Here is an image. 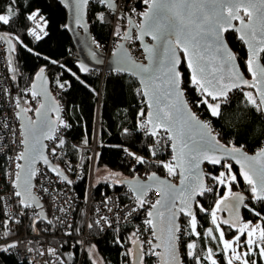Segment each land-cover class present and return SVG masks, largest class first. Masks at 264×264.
Instances as JSON below:
<instances>
[{
	"label": "snow or ice",
	"instance_id": "6c2138e0",
	"mask_svg": "<svg viewBox=\"0 0 264 264\" xmlns=\"http://www.w3.org/2000/svg\"><path fill=\"white\" fill-rule=\"evenodd\" d=\"M14 2L15 0H13ZM97 2L105 5L109 10L116 8L114 0H97ZM87 3L88 0H76L75 2L78 24L82 18L83 7ZM144 3L148 5V10L142 13L143 22L135 25V27L139 31L141 41L145 36H151L152 40L156 41L154 46L145 45L149 64H139L131 58L129 53L121 50L113 54L116 57V70L118 72H132L133 75L139 77L143 91L138 89V94L148 98V108L150 109L146 122L141 127L147 131L151 126L149 134L152 136H157L159 129H164L169 133L168 139L171 141L170 146L174 152L175 167L170 163H164L163 166L171 175H175L176 168H179L182 179L179 188L158 180L155 173L149 178L153 183L141 184L137 182L132 185V182H128L131 190L137 194L135 201L140 208L144 207L145 195L154 186L158 185L157 190L164 193L159 200L151 204L152 210L147 212L150 219L145 221L159 242L152 243L150 241L149 251L147 253L138 251V257L140 264H142L145 254L158 257L160 264H181L176 247L178 240L176 234L179 231L178 214H186L190 217L191 223L188 234L198 235L195 233L196 218L192 211L193 204L198 202L194 198L212 190L204 184L201 163L205 160L213 164L219 163L220 160L216 155H210L217 152L223 156L232 157L237 163H241V160L245 161L246 163L241 164L242 169H245L242 174L251 186L252 198L264 202V151L252 157L247 156L239 147L227 148L220 145L216 137L212 135L209 126L202 123L191 112L181 99L180 78L176 70L177 49L182 48L185 53L189 54L188 67L192 69L191 79L194 85L201 90L202 95L215 101L224 98L231 89L239 88L243 84L260 92L261 105H264V66H260L258 63V54L264 52V0H144ZM177 9H184V13L182 14ZM13 14L12 8L9 7L7 14H0V23L9 24ZM28 19L34 21L36 17L30 15ZM98 19L101 22L104 21L102 13L98 15ZM233 21H239V25H234ZM228 30L239 33L238 39L248 46L251 58L247 61V66L253 78L251 83L243 79L236 70L235 57L229 50L224 36ZM31 35L37 40L41 39V35H38L35 30ZM116 35L119 36L120 33L117 32ZM125 38H129L128 34H125ZM6 42L11 44L10 40H6ZM19 43L27 48L23 42ZM96 46L99 47V44L97 43ZM120 47L122 48V46ZM27 50L33 51L31 48H27ZM37 55L39 54L37 53ZM91 55L95 57L96 53L92 51ZM52 63H56V61H52ZM79 67L83 72L89 70L83 63ZM42 71L43 69H41ZM73 75L76 74L73 73ZM76 78L79 80L78 76ZM37 79H42V77L38 76ZM60 87L64 88L65 85L61 83ZM37 94L36 91L31 92L33 97ZM247 96L249 102L255 105L256 100L252 93H248ZM204 103L210 109L211 115H221L219 103L210 104L207 99ZM17 104L19 106V99ZM44 107L45 105L41 104V108ZM27 111L29 109L20 107L19 115L22 120L28 119L24 115ZM49 111L58 113L56 121L49 118L47 111L43 113L37 111L38 121H29L27 125L22 124L24 132L22 143L25 148L18 154L17 160L24 161V163H17L16 165L19 169L15 174L18 190L14 194L20 198L18 203L26 209L34 205L40 206L32 193L31 181L37 172L34 165L38 160H43L44 164L51 167L50 161L44 154L47 146L43 141L57 139L53 133L58 130L60 125L65 128L70 127L60 119L58 106L53 105ZM139 115L144 116V112L141 111ZM59 144H64L63 139H59ZM129 154L138 163L145 162L143 157L135 156L134 153ZM53 155H55V149H53ZM153 155H155L154 152ZM52 171L56 172L57 176L63 177L67 183H72L58 168L52 167ZM22 175L24 180L21 184ZM224 175L221 172L220 178L214 177L218 184H225ZM252 177H255V180ZM230 180L235 181L236 177L233 175ZM43 190L47 191V189ZM229 192H231L230 187ZM244 200L242 195L236 194L230 198L224 197L216 203V209L219 210L223 205V210L228 212L229 218L223 220V224L228 225L229 228H235L238 233L234 238L236 246L231 248L232 258L227 261V264H233V258L237 264H250V261L251 264H255L252 257L257 255L264 258V227H250L248 223L240 226L239 210L241 207L248 208ZM177 201H179V206ZM59 210L64 211L63 208ZM136 210L134 208L131 211ZM199 210L208 212V209L203 206H199ZM249 211L258 217L261 215L255 209L249 208ZM210 215L213 224L219 230L217 211H211ZM101 219L107 223L106 217H101ZM95 223L99 225L100 220ZM91 226L89 225V227ZM207 232L212 239L223 242L222 251L229 249L230 242L224 239L223 230H219L218 237L212 236V228L208 229ZM254 233H256L255 237ZM241 236H245L247 251L238 254L237 247ZM13 246H4L0 250L7 251L9 247ZM139 247L138 245V249ZM187 247L189 249L188 255L194 258V264H201V259L210 260L211 264H217L216 259L213 258L212 249H208V255L201 258L193 252L194 244L189 243ZM158 249H163V251H157ZM49 251L54 254L55 250L50 249Z\"/></svg>",
	"mask_w": 264,
	"mask_h": 264
},
{
	"label": "trees",
	"instance_id": "16d2710c",
	"mask_svg": "<svg viewBox=\"0 0 264 264\" xmlns=\"http://www.w3.org/2000/svg\"><path fill=\"white\" fill-rule=\"evenodd\" d=\"M9 7L12 8L14 14L10 18L9 24L0 23V33L7 35L14 46L15 73H12L14 83L18 86H30L34 75L40 69L49 71L52 93H55L54 89L63 83L65 87L62 91L61 101L66 103L65 115L70 125L67 133L71 138L80 139L82 142L90 141L98 106L96 93L101 86L103 94L99 103L100 119L109 129V132L102 130L100 134L97 166L122 172L123 177L138 176L143 172H157L166 176L167 172L161 165L139 163L138 166L133 167L123 154L124 147H130L146 157L163 158L165 148L162 145L168 141V135L164 131L159 130L157 136H152L149 134L150 132L142 130L140 119L143 116H140L139 113L143 111L145 116L147 105L143 95L138 94L137 90H141V88L137 80L129 74L115 71L104 72V74L98 70L81 72L76 64V48L70 33L64 27L67 20L66 9L57 0H15L14 3L13 0H0V14H7ZM30 15L35 16L36 19L34 21L28 19ZM87 17L95 44H101L107 40L110 35L111 20L104 17V21L101 22L98 19V14L93 16L88 14ZM38 21L43 26L42 32L39 29L40 23ZM33 30L41 35V39L37 40L31 35ZM225 35L241 68L248 77H251L246 70L247 52L243 42L238 39L235 31H226ZM18 41L23 42V45L33 51L29 52ZM262 60L264 61V52L262 53ZM52 61H56V63H52ZM179 70L182 87L190 107L198 116L209 123L213 133L221 142L230 146L243 147L248 152H254L264 145V114L258 100L255 99L256 104L253 105L246 95V90L254 92L253 88L236 89L230 92L226 98L218 100L221 105V115L213 116L203 98L210 102L213 100L202 95L201 90L192 83L184 59H182ZM73 73L76 75L74 76ZM77 76L79 80L76 78ZM35 108L34 105V110ZM77 153L78 151L73 150L72 156L75 158ZM225 162L230 163L236 172L233 190L238 188L239 192L247 197L245 204L248 205V208H242V221L260 220L261 227H264V202L252 198L251 186L241 176L237 167L229 161ZM224 163L218 166L205 164L207 187L212 190L205 192L202 196L199 195L196 201L198 203H195V233L198 235L188 234L191 223L190 217L184 215L180 217L181 227H184L188 236V244L193 242L192 244L195 245L193 252L201 258L207 256V250L212 243L208 240L205 230L214 225L210 212L219 196L224 192V186L219 187L217 179H214V177L217 178L219 170L224 167ZM88 171L87 168L83 178L75 185L78 203L72 235H79L85 230L86 208L84 202ZM119 179L120 177H117L113 184L108 181L95 182L93 185L94 197L103 199L109 191L126 187ZM199 206L208 209V212L200 211ZM249 208L255 209L261 215L256 216L249 211ZM217 217L226 237H231L237 232L221 223L218 209ZM94 223L95 221L91 217L89 225L93 226V231H91L93 238L87 247L91 244L94 245L102 259V264H131L135 226L123 225L105 234H99L96 232ZM217 234L219 236L218 231ZM57 245L65 257L63 264H77L79 253L76 240L73 244L70 240H61L58 241ZM221 249L213 252V258L216 259L217 264H227L226 256ZM88 252L87 250L82 264H95ZM180 252L183 264H194L192 256L187 254L183 256L181 249ZM10 260L12 261L11 258ZM258 263L263 264L260 258H258ZM142 264H157V257L144 255ZM201 264H211V261L201 259Z\"/></svg>",
	"mask_w": 264,
	"mask_h": 264
},
{
	"label": "built area",
	"instance_id": "2783aa9c",
	"mask_svg": "<svg viewBox=\"0 0 264 264\" xmlns=\"http://www.w3.org/2000/svg\"><path fill=\"white\" fill-rule=\"evenodd\" d=\"M114 3L116 5L114 10H109L97 0H91L87 5V15L93 16L102 13L104 17L111 20L110 35L107 40L99 44L98 48L107 59L125 38L127 30L130 29L131 36L126 40L127 48L137 61H145L146 55L139 43L135 25L141 23L142 13L148 10V5L144 3V0H114ZM128 19L133 22L132 25L128 24ZM117 32L120 33L119 36L116 35ZM61 89L64 88L56 87L53 95L60 105V119L69 125L64 112L66 103L61 101L63 95ZM102 94L100 86L96 93L98 106L89 142L71 138L67 133L68 128L63 125H60L53 135L57 139L46 142L48 160L66 172L68 177L71 171L73 174L83 176L86 164L90 171H88V177L92 178V172L97 165L100 134L102 130L109 132L100 119L99 103ZM18 99L30 109L34 97L31 95L30 86L14 84L8 46L0 38V249L4 246L14 245L7 251L0 250V264H8V259L11 257L29 264H61L64 259L57 245L60 239L70 240L72 244L74 240L77 241L79 253L77 264H82L87 244L93 238L91 232L93 226L89 227V224L86 223L83 233L72 235L78 203V193L71 185L72 183H66L57 176L49 165L39 163L35 167L37 172L33 181V193L39 199L40 206L23 208L18 203L19 198L14 194L17 191L15 174L19 170L16 165L20 163L17 156L22 152L24 135L18 114ZM29 112L32 114L33 108ZM146 119L147 115L141 117L140 124L145 123ZM142 130L146 131L143 128ZM59 139H63L66 144L60 145ZM163 146L165 147L163 158L146 157L130 147H124L123 154L133 167L138 166L139 163L129 153L143 157L144 163H155L162 166L164 163H170L175 167L170 142L163 143ZM53 149H55V155H53ZM73 150L78 151L75 158L72 156ZM148 175L149 172H143L138 176L145 179ZM167 176L174 182L178 180L177 170L175 175H171L167 171ZM43 189H47V191ZM93 190L90 182L86 187L84 203L87 219L90 220L93 217L95 222L100 220L99 225L94 223L96 232L105 234L121 225H134L136 228L134 238L139 242L141 251L147 253L149 242L153 241V234L145 221L149 219L147 212L151 210V204L158 200L159 190L153 188L145 195L143 208H140L135 201V193L127 187L111 190L103 199L95 198ZM61 208L64 211H60ZM134 208L137 210L131 211ZM4 214L17 223L11 225L8 221L3 220ZM101 217H106L107 223ZM20 229H23L24 232H20ZM178 242L183 256L188 255V236L184 227H181L179 231ZM50 249L55 250L54 254L49 251Z\"/></svg>",
	"mask_w": 264,
	"mask_h": 264
},
{
	"label": "water",
	"instance_id": "95a60500",
	"mask_svg": "<svg viewBox=\"0 0 264 264\" xmlns=\"http://www.w3.org/2000/svg\"><path fill=\"white\" fill-rule=\"evenodd\" d=\"M58 2H60L63 7L66 9V12H67V20H66V29L68 30V32L70 33L71 35V38H72V41L74 43V46L76 48V64H77V67L80 69V64L83 63L85 64L87 67H88V71H91V70H98V71H105V72H111V71H115V72H118L116 70L117 68V65L115 63V60H116V57L113 55L114 53H118L120 52L121 50L122 51H126L127 53L130 54L131 58L139 63V64H143V65H148L149 64V59H148V54L146 53L145 51V45H149V46H154L156 44V41H153L151 36H145L143 38V41H141V39L139 38V31L137 29V34H138V39H139V42H140V45H141V48L143 49L145 55H146V60L143 61V62H140V61H137L134 56L132 55V53L128 50L127 48V45H126V40L128 38H124L119 44L118 46L115 48V50L113 51V53L107 58V60H105V56L104 54L100 51V49L96 46L95 42H94V39H93V36H92V33H91V30H90V26H89V20H88V17H87V4L83 7V10L81 12V20H80V23L78 24L77 23V13H76V8H75V2L76 0H57ZM89 1V0H88ZM177 11L181 12L182 14L184 13V9H177ZM241 15H243V12H241ZM245 19H247V17H245ZM144 20V17L142 18L141 20V23L143 22ZM133 23V22H132ZM233 24L238 26L239 25V21H233ZM228 31H233V30H228ZM226 33V32H225ZM224 33V36H225V40L227 42V46L229 48V50L233 53L234 57H235V64H236V70L240 73V75L243 77V79H246L248 80L250 83L252 82V77H248L247 74L244 72V70L241 68L237 58H236V55H235V52L233 51V49L231 48V46L229 45L227 39H226V35ZM128 34V37L131 36V33L130 31L127 32ZM236 35L237 37L239 36V33L236 32ZM0 37H2L3 41L7 44L8 46V53H9V57H10V63H11V68L13 70V73H15V66H14V46L11 42V44H9L8 42H6V40H10V38L3 34V33H0ZM11 41V40H10ZM244 44V43H243ZM122 46V48L120 47ZM245 48H246V52H247V59H246V70H247V73L249 75L250 72L248 71V66H247V61L251 58V53L248 49V46L246 44H244ZM91 49V51H90ZM94 51L96 53V56L93 57L91 55V52ZM262 53H259L258 54V63L260 66H264V61L262 60ZM177 58H178V63H177V66H176V70L177 72L179 73V78H180V89H181V92H182V97L181 99L186 103L187 107L191 110V112L197 117V119H199L202 123H205L209 126V128L211 129L209 123H207L203 118H201L200 116H198L194 111L193 109L190 107L187 99H186V96H185V93H184V90H183V87H182V82H181V74H180V70H179V66L182 62V59H184L185 61V64L189 70V73H190V79H191V73H192V69H190L188 67V59H189V54L188 53H185L184 50L182 48H178L177 49ZM81 71V70H80ZM87 71V72H88ZM83 72V71H81ZM83 73H86V72H83ZM119 73H126V74H129L131 75L133 78H135L138 82V84L140 85V88L141 90L143 91V85L140 83V79L138 76H135L133 75L132 72H123V71H120ZM40 76L42 77V79H37V77ZM225 76H227V73H225ZM192 81V79H191ZM193 83V82H192ZM31 90L32 91H36L38 94L35 96L36 98L39 99V104L36 106L33 114H31L29 111H27L24 115L28 118L27 120H22L20 115H19V119H20V123H21V127H22V124L24 125H27L29 121H32V122H36L39 120V117L37 116V111H40V112H45L47 111L48 113V116L51 120L53 121H56L57 119V115L58 113L56 111H49V109L53 106V105H56L58 106L59 108V116L61 115V112H60V105L58 103V101L55 99L52 91H51V85H50V78H49V71L48 70H45L43 69V71L41 72V69L38 70L36 72V74L34 75L32 81H31ZM35 86V87H33ZM245 87H249V86H246V85H243L241 84V86L239 88H245ZM239 88H233L231 89L227 95L224 97L226 98L230 92L236 90V89H239ZM254 90V93L256 95V98L258 100V103L261 107V110L264 114V105H261V99H260V92L256 91L255 89ZM46 94V95H45ZM205 96V95H204ZM47 97V98H46ZM144 97V96H143ZM207 97V96H206ZM210 98V97H209ZM224 98H219L215 101H218V100H221V99H224ZM211 99V98H210ZM144 100L147 104V114L148 112L150 111V109L148 108V98L147 97H144ZM212 100V99H211ZM41 104L45 105L44 108H41ZM24 107V108H27L26 106H24L22 104V102L19 100V106H18V114L20 113V107ZM146 114V115H147ZM56 116V117H55ZM160 131H164L166 132L164 129H159ZM158 130V131H159ZM22 131H23V128H22ZM150 131H151V126H150ZM211 132H212V135H214L217 139V141L219 142L220 145L224 146V147H227V148H232V147H239V146H230L228 144H225L223 142H221L217 136L213 133L212 129H211ZM24 133V132H23ZM167 133V132H166ZM167 135L169 136V133H167ZM45 141H43V143L45 144ZM24 148L25 146L23 147V151H24ZM247 156H252V157H255L257 156L261 151H264V145L259 148L258 150L254 151V152H248L246 151L243 147H239ZM172 150V148H171ZM44 154H45V151H44ZM172 154L174 156V152L172 150ZM210 155H216L220 162L219 163H216V164H213V163H210L208 160H205L201 163V169H202V172H203V176H204V184L205 186H207V182H206V172H205V164H208V165H211V166H218L222 163H224L225 161H229L231 162L234 166L237 167L239 173L241 174V176L244 178L243 176V172L245 171V169H242L241 167V164L242 163H246L245 161L241 160V163H237L235 159H233L232 157L230 156H223L221 153L217 152L215 154H210ZM43 160H38L36 162V164L38 162H42ZM174 161V160H173ZM24 161H20V164H23ZM35 164V165H36ZM51 164V168L52 167H56L58 168L59 170H61L59 167H57L54 163L50 162ZM174 164H175V161H174ZM34 165V167H35ZM62 171V170H61ZM177 171H178V181L177 182H174L172 181L167 175L166 176H163V175H160L159 173L157 172H151L149 173L148 177L143 179L139 176H133V177H120V182L126 186L127 188H129L131 190V187H130V184L128 182H132V185H135L137 182L138 183H141V184H148V183H153V181H151L149 178L152 176L153 173H155L156 177L158 178V180L160 181H165L167 182L168 184H171V185H174L176 188H179L181 187V175H180V169L177 168ZM64 175H66V173L64 171H62ZM251 175V174H250ZM67 176V175H66ZM68 177V176H67ZM69 178V177H68ZM254 180H255V177H252ZM23 180H24V176L22 175L21 177V181L20 183L22 184L23 183ZM32 185H33V178H32V181H31ZM154 188H158V185L154 186ZM132 191V190H131ZM134 192V191H133ZM160 195H159V199L164 195V193L162 191H160ZM33 193V192H32ZM135 193V192H134ZM236 194H239V195H242L245 200H244V203L246 202L247 200V197L245 196V194H243L242 192H235L233 194H231L230 196H228L229 198L232 196V195H236ZM34 195V193H33ZM135 195H137L135 193ZM35 196V195H34ZM199 195H197L194 199L195 201H197V198H198ZM36 197V196H35ZM37 198V197H36ZM158 199V200H159ZM38 200V198H37ZM39 202V200H38ZM40 203V202H39ZM225 203H227V201H225ZM177 205L179 206V201H177ZM242 208H240L239 210V217H240V221L242 222ZM152 210V209H151ZM192 211L194 212L195 211V203L193 204L192 206ZM187 212V210H186ZM223 213H225L223 215ZM181 215H184V216H187L186 214H178V217H177V224L179 226V229H180V225H181V221H180V217ZM218 215H219V218H220V221L221 223L223 224V220L225 219H228L229 218V215H228V212L223 210V205L221 206V208L218 210ZM189 217V216H187ZM225 226H228L226 224H223ZM162 227V225H161ZM234 230H236L235 228H233ZM178 236V232L176 234ZM153 239L154 241L152 243H158L159 241H157L155 239V237L153 236ZM138 245L140 246L139 242L137 240H135L132 244V259H131V264H140L139 262V257H138V251H141V248L139 247L138 249ZM176 247H177V256L178 258L180 259L181 261V264H183V260H182V257H181V252H180V248H179V243H178V240L176 242ZM157 251H163V249H158ZM157 264H160V261L157 257Z\"/></svg>",
	"mask_w": 264,
	"mask_h": 264
},
{
	"label": "rangeland",
	"instance_id": "374dc122",
	"mask_svg": "<svg viewBox=\"0 0 264 264\" xmlns=\"http://www.w3.org/2000/svg\"><path fill=\"white\" fill-rule=\"evenodd\" d=\"M2 14H6V13H2ZM38 22L40 23L39 24L40 25L39 29L42 32L43 31V26L41 25L40 21H38ZM14 84L16 86H18L16 83H14ZM250 92L252 93L253 98L257 99L255 93L253 91H251V90H246V95L248 93H250ZM203 99L205 100L206 98H203ZM37 103H38V99L34 97V99L32 100V104H31L32 106L30 108V109L33 108V112H34V105L36 107ZM208 103H210V104L219 103L220 104V101H212V102L208 101ZM33 112H32V114H33ZM140 164H142V163H140ZM162 168L164 169V171H166V168H164V166H162ZM86 171H87V165L85 164V173H86ZM221 172H223L225 174L224 177H223V179L225 180V184H219V187L224 186V192L219 196V199L217 200V202L219 200H221L222 198L228 197L232 193L239 191L238 188L233 190V181L230 180L231 176L234 175L236 177V172H235L234 168L231 166V164L228 163V162H225L224 163V167H222L219 170L217 178H220V173ZM123 175L124 174L122 172L115 171L113 169H110V168H107V167H104V166L98 167L97 165L94 167V170L92 172L93 183H95V182L99 183L100 181H108V182L113 184V183H115L117 177H122ZM229 187L231 188V192H229ZM212 211H217L216 204H215V206H214ZM217 223L220 224V222L218 220V217H217ZM244 223H248L250 225V227L261 226L260 220H257V221H242L240 226H243ZM211 228L213 229L212 236H217L218 235L217 231L219 233V230H223L221 224H220V229L219 230L216 229L215 225H213ZM208 229H210V228H208ZM208 229L205 230V234L207 235L208 240L210 242H212L210 244L209 249H212L213 252L220 250V248H222V246H223V242L218 240V239H212L211 236L208 235V232H207ZM236 235H238L237 232L231 237H226L224 235V239L228 240L230 242L229 249L227 251H223L224 255L226 256L227 261L230 258H232L231 257V248L236 246L235 242H234V238H235ZM253 235L255 237L256 233H254ZM134 240H135V238H134ZM89 246L87 247V250L89 251L88 253L92 257L94 263L95 264H102V259H101L100 255L97 253L94 245L91 244ZM245 251H247V248L245 247V236H241L240 241H239V246L237 247V253L239 254V253H242V252H245ZM207 255H208V252H207ZM252 258H254L253 260L255 261V264H259L258 263V258H260L262 260L263 264H264V258H262V257H260L258 255L255 256V257H252ZM233 264H237V262L234 260V258H233ZM250 264H251V261H250Z\"/></svg>",
	"mask_w": 264,
	"mask_h": 264
},
{
	"label": "bare ground",
	"instance_id": "6f19581e",
	"mask_svg": "<svg viewBox=\"0 0 264 264\" xmlns=\"http://www.w3.org/2000/svg\"><path fill=\"white\" fill-rule=\"evenodd\" d=\"M89 1H91V0H89ZM89 1H88V3H89ZM88 3H87V5H88ZM143 18V17H142ZM142 20V19H141ZM127 22H128V24H133L132 23V21L130 20V19H128L127 20ZM128 31H130V29H128L127 30V32ZM127 32H126V34H127ZM131 33V32H130ZM138 35V34H137ZM130 38V37H129ZM128 38V39H129ZM127 39V40H128ZM139 40V39H138ZM140 43V42H139ZM105 60H107V59H105ZM146 60V59H145ZM101 72H105V71H101ZM11 73H13V70H12V68H11ZM14 74V73H13ZM31 87V86H30ZM61 91H63V89H61ZM31 92H32V90H31ZM206 97V96H205ZM39 104V103H38ZM147 105V104H146ZM28 109V108H27ZM64 112H66V107H65V110H64ZM56 117V116H55ZM68 122H69V120H68ZM21 124V123H20ZM68 130H69V128H68ZM67 130V131H68ZM147 132H150V126H149V130L147 131ZM55 133V132H54ZM54 133H53V135H54ZM23 138H24V135H23ZM168 141L170 142V145H171V141L168 139ZM46 142H47V140L45 141V145H46ZM66 144V142L64 143V145ZM63 145V146H64ZM23 147H24V144H22V151H23ZM162 147H164L163 145H162ZM165 148V147H164ZM170 148H171V146H170ZM171 152H172V150H171ZM164 153H165V150H164ZM142 154V153H141ZM45 156H46V148H45ZM47 157V156H46ZM98 157V156H97ZM39 163H43L44 164V162L42 161V162H38L36 165H38ZM36 165H35V167H36ZM62 170V169H61ZM176 170H177V168H176ZM19 171V170H18ZM63 171V170H62ZM66 173V172H65ZM71 173V174H70ZM69 173V179L72 181V186H74V188H75V185L78 183V181L79 180H81L82 178H83V176H80V175H76V174H73L72 173V171ZM177 174H178V171H177ZM66 175H67V173H66ZM68 176V175H67ZM60 178H62L63 179V177H61V176H59ZM64 180V179H63ZM33 181H34V176H33ZM66 182V181H65ZM91 182V184H92V187H93V185H94V183H93V179L91 178H89L88 177V180H87V184H89ZM67 183V182H66ZM207 187V186H206ZM76 189V188H75ZM18 190V189H17ZM76 191H77V189H76ZM32 192H33V188H32ZM159 195H160V193H159ZM20 199V198H19ZM86 199V198H85ZM158 199H159V197H158ZM39 200V199H38ZM35 206V205H34ZM2 219L3 220H6V221H8V223L9 224H11V225H14L15 224V222L16 221H13L12 219H9V217L6 215V214H4L3 215V217H2ZM150 219V218H149ZM86 223L87 224H89V219H87V212H86ZM121 226H123V225H121ZM180 228H181V225H180ZM32 229V228H31ZM73 229V228H72ZM33 230V229H32ZM152 230V229H151ZM180 230V229H179ZM20 232H24V230L23 229H20ZM178 234H179V231H178ZM61 240H64V239H60L59 241H61ZM153 241H154V239H153ZM152 241V242H153ZM58 243V242H57ZM58 248H59V246H58ZM179 248H180V246H179ZM60 250V249H59ZM145 256H151V255H145ZM11 259H12V261L10 260V258L8 259V264H29L28 262H21V261H19L18 259H16V258H14V257H11ZM63 259L65 260V257L63 256ZM64 263V261L61 263V264H63Z\"/></svg>",
	"mask_w": 264,
	"mask_h": 264
},
{
	"label": "flooded vegetation",
	"instance_id": "af4514ba",
	"mask_svg": "<svg viewBox=\"0 0 264 264\" xmlns=\"http://www.w3.org/2000/svg\"><path fill=\"white\" fill-rule=\"evenodd\" d=\"M251 78V77H250ZM237 192H239V191H237ZM235 193V192H234ZM233 194V193H232ZM225 213H223V215H224Z\"/></svg>",
	"mask_w": 264,
	"mask_h": 264
}]
</instances>
